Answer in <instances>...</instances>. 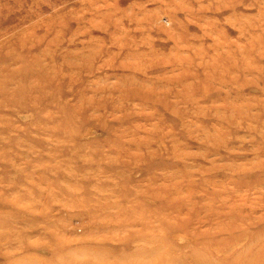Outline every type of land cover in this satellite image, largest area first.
Wrapping results in <instances>:
<instances>
[{
	"label": "rangeland",
	"instance_id": "obj_1",
	"mask_svg": "<svg viewBox=\"0 0 264 264\" xmlns=\"http://www.w3.org/2000/svg\"><path fill=\"white\" fill-rule=\"evenodd\" d=\"M148 263L264 264V0H0V264Z\"/></svg>",
	"mask_w": 264,
	"mask_h": 264
},
{
	"label": "bare ground",
	"instance_id": "obj_2",
	"mask_svg": "<svg viewBox=\"0 0 264 264\" xmlns=\"http://www.w3.org/2000/svg\"><path fill=\"white\" fill-rule=\"evenodd\" d=\"M149 263H151V262H149ZM149 263H148V264H149Z\"/></svg>",
	"mask_w": 264,
	"mask_h": 264
}]
</instances>
